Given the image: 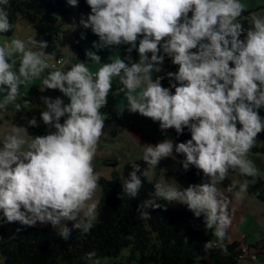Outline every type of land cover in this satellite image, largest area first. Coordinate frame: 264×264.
<instances>
[{
    "label": "clouds",
    "instance_id": "clouds-1",
    "mask_svg": "<svg viewBox=\"0 0 264 264\" xmlns=\"http://www.w3.org/2000/svg\"><path fill=\"white\" fill-rule=\"evenodd\" d=\"M8 3L0 0V33L13 29ZM67 3L78 6V0ZM86 3L91 11L86 18L81 16L79 25L98 37L85 50L86 61L62 70L52 67L53 54L45 51L46 40L15 38L0 44V112L9 105L22 111L17 103L21 87L37 78H42V91L59 90L68 99L65 103L61 96H41L44 107L39 120L46 134H28V127H40L33 116L27 127L13 126L0 144L2 219L25 226L50 224L64 240L74 230L88 234L95 227L101 177L93 162L104 134L101 109L107 106L113 80L118 78L121 87L116 93H123L126 100L118 114L138 113L158 122L162 134L174 129L179 136L187 129L191 136L184 142L165 138L146 144L141 159L147 168L141 171L139 164H131L118 198H137L149 169L157 168L163 159L182 156L178 161L182 169L195 168L203 174L202 182L187 187L164 179L156 182L137 207L138 219H151L147 209L162 207L157 200L183 204L194 217H203L206 230L211 229L216 237L215 245L208 241L204 250L218 248L230 255L224 244L232 225L230 204L233 198H243L257 182L259 171L248 155L264 132L260 115L264 108V12L252 14L251 26L245 28L239 21L245 11L241 0ZM122 45L127 46V56H110V62H101L100 51ZM134 50L138 60L132 58ZM165 57L178 70L153 78L163 71ZM89 62L99 65L95 72ZM165 78L168 87L162 84ZM30 104L24 99V105ZM237 171L251 179L228 184L230 197L218 185ZM83 259L101 264L95 250Z\"/></svg>",
    "mask_w": 264,
    "mask_h": 264
},
{
    "label": "trees",
    "instance_id": "trees-1",
    "mask_svg": "<svg viewBox=\"0 0 264 264\" xmlns=\"http://www.w3.org/2000/svg\"><path fill=\"white\" fill-rule=\"evenodd\" d=\"M67 0H9L7 8L13 29L6 34L11 35L15 24L22 20L31 25L35 31L34 39L48 41L45 51L58 57L56 39L70 22L71 10L66 8ZM77 12L90 13L91 9L86 0H78V6L73 7ZM260 9L245 10L239 21L244 27H250L251 15ZM86 29L75 31L73 49L81 61H86L85 51L82 49L81 33ZM163 71L175 72L178 66L172 64L171 59L165 57ZM168 87L169 80L162 81ZM174 91V90H173ZM22 111L13 110V126L27 127L28 119L37 118L40 127H28L27 130L35 135L46 134V126L39 120L42 108L22 105ZM105 127L104 135L116 138L123 132L124 117L117 110L103 108ZM264 117V108L260 109ZM63 122V118L61 120ZM173 141L184 142L191 138L185 129L177 136L174 129H169ZM101 137V138H102ZM257 141L264 143V132L259 134ZM264 151L256 146L250 153ZM183 159L182 156L179 157ZM190 183L202 181L203 174L195 168L185 172ZM230 174H239L231 172ZM144 180L143 188L135 199L118 198L123 192V181L117 178H100V207L95 227L88 234H81L74 230L68 240L62 239L57 231L48 227L21 225L19 222L7 223L0 212V256L2 264H88L83 257L85 253L95 250L97 256L118 257L124 249L128 250L126 260L128 264H241L243 248L240 241L225 242L230 255H223L218 248L205 251L204 245L213 241L212 230L205 228L203 217L196 218L187 208H174L169 202L157 200L162 205L160 209H147L151 219H138V205L151 193L155 182ZM251 179L250 177H244ZM247 193L260 202H264V178L257 176V182L250 185ZM71 227V221L67 222ZM260 250L258 244L250 246ZM258 255V253H257Z\"/></svg>",
    "mask_w": 264,
    "mask_h": 264
},
{
    "label": "rangeland",
    "instance_id": "rangeland-1",
    "mask_svg": "<svg viewBox=\"0 0 264 264\" xmlns=\"http://www.w3.org/2000/svg\"><path fill=\"white\" fill-rule=\"evenodd\" d=\"M241 2L245 4V10L254 11L258 8H264V0H241ZM260 12H264V9L255 11L253 14ZM82 15L86 18L88 13L84 11L77 12V10H71L70 22L64 27L63 32L57 36V58L66 62L64 66L60 68L62 70H66L67 67L81 61L73 49V42L76 29L82 28V26L79 25V20ZM34 37L35 31L33 27L26 22L19 20L15 24L14 31L11 35L0 33V44L10 42L11 39L15 38L27 41L30 38L34 39ZM96 40H98V37L95 36L90 29H87L85 38L82 39L83 51L91 49L92 42ZM126 48L127 46L122 45L100 51L98 54L102 57L101 62H110V56H112L113 59L118 56L124 58L128 55ZM131 55L133 60L139 59L138 53L135 50L131 53ZM89 66L93 72H95L99 67V65H92L90 62ZM46 74L47 70L44 75ZM159 74L160 73H154L153 78ZM119 87H121V85L119 84L118 78H114L113 91L108 97V103L105 107L106 109L119 111V109L126 104L124 94L116 93V89ZM42 90V78L33 80L30 84L21 87V97H18L17 103L24 105L25 99L31 102L28 106L43 108L44 106L40 100L41 96H61L65 103H68V99L63 97L59 90ZM14 108V105H9L7 111L0 112V144H2L5 136L11 133L13 129L12 116ZM121 115L124 117L123 132L116 138H110L106 135L100 138L97 155L93 162L94 168L96 172L100 174V177L108 180L117 178L118 180L123 181L132 170V163L139 164L141 166V171L146 169L147 164L141 159L146 144H156L165 138H171L173 140L170 130H167L166 135L162 134L159 129L158 122H153L149 118H145L138 113H130L127 110H125ZM28 134L32 135L30 131H28ZM25 138L30 139L31 137L26 136ZM255 146L264 150L263 142L256 140ZM248 159L252 160L258 168V175L261 178H264V151L249 153ZM179 160V157H177L176 160H173L172 158L161 160L157 168L148 170V174L146 176L147 179L155 183L164 179L166 182L173 183L176 187H187L189 184L201 183L202 181L197 183H190L188 181L185 171L178 163ZM232 182H236L238 185L242 184L244 182V176H241L240 174H230L229 179L225 180L223 185H218L220 190L225 192V194L230 197L232 196V193H228L226 187ZM100 191L101 189L98 188L96 193V198L98 199L100 197ZM169 203L174 208H187L185 205L180 203ZM232 209H235V211L232 212ZM230 214L232 215V225L228 229L224 243H230L233 241L241 242L242 248L245 251L243 258L241 259V264H264V202L258 201L246 192L243 194V198L241 200H236L235 198L232 199V203L230 204ZM35 227H48L54 229L50 224L42 225L39 222L35 225ZM213 237V242H216V237L214 235ZM257 243L260 250L250 247ZM127 254L128 250L124 249L118 257L102 258L100 259V262L101 264H128L126 260ZM254 255L255 257H253ZM0 264H2L1 256ZM131 264L137 263L133 262Z\"/></svg>",
    "mask_w": 264,
    "mask_h": 264
},
{
    "label": "built area",
    "instance_id": "built-area-1",
    "mask_svg": "<svg viewBox=\"0 0 264 264\" xmlns=\"http://www.w3.org/2000/svg\"><path fill=\"white\" fill-rule=\"evenodd\" d=\"M66 8H68V9H70V10H75L72 6H69L68 3H66ZM51 57H52V56H51ZM50 62H51V64H52V67H54V68H61V67H63L64 64L66 63V62H64L62 59L57 58V57H56V58H51ZM212 243L215 245L216 242H213V241H212ZM244 253H245V251H244V249H243V255L241 256V258H243ZM253 257H255V255H254Z\"/></svg>",
    "mask_w": 264,
    "mask_h": 264
},
{
    "label": "crops",
    "instance_id": "crops-1",
    "mask_svg": "<svg viewBox=\"0 0 264 264\" xmlns=\"http://www.w3.org/2000/svg\"><path fill=\"white\" fill-rule=\"evenodd\" d=\"M214 240V239H213ZM258 244V243H257ZM256 245V244H255ZM255 245H253V246H255Z\"/></svg>",
    "mask_w": 264,
    "mask_h": 264
}]
</instances>
